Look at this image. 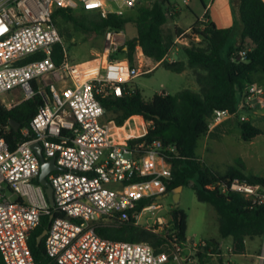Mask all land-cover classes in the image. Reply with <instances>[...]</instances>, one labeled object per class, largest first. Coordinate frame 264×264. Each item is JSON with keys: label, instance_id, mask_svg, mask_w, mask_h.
Listing matches in <instances>:
<instances>
[{"label": "built area", "instance_id": "built-area-1", "mask_svg": "<svg viewBox=\"0 0 264 264\" xmlns=\"http://www.w3.org/2000/svg\"><path fill=\"white\" fill-rule=\"evenodd\" d=\"M112 2L115 9L106 0H0V102L11 109L35 96L44 100L28 126L18 129L23 141L10 149L0 139V256L4 264H35L28 240L41 217L51 213L43 237L49 264H196L192 253L182 249L183 244L173 243L169 253H157L147 243L105 240L95 232L97 226L117 225L130 215L136 225L143 213L154 215L161 210L159 203L172 181L166 155L174 147L160 141L136 142L146 135L150 123L133 116L122 126L103 120L100 99L122 97L125 86L149 69L143 71L142 64L125 67L121 60L109 59L119 48L112 31L104 37L109 45L106 63L119 68L115 75L107 74V69L92 72L97 68L92 60L74 64L52 22L58 8L106 18L123 15L139 0ZM198 21L207 19L203 14ZM190 41L199 42L191 29L175 43L189 45ZM56 45L62 54L58 65L52 57ZM263 95L261 86L248 85L237 113L262 106ZM230 117L227 111L215 110L208 129ZM35 144L40 145L44 159H53L58 167L46 177L53 204L38 182L40 161L32 149ZM220 193H236L253 204L264 203L260 184L233 180L222 184ZM143 200L149 203L136 212ZM155 222L163 224L159 216ZM256 258L264 264V235Z\"/></svg>", "mask_w": 264, "mask_h": 264}, {"label": "trees", "instance_id": "trees-1", "mask_svg": "<svg viewBox=\"0 0 264 264\" xmlns=\"http://www.w3.org/2000/svg\"><path fill=\"white\" fill-rule=\"evenodd\" d=\"M229 1L233 19L240 29L238 33L235 27L217 29L212 23H201L197 18L190 29L192 34L199 37V42L190 41L188 46L181 47L186 61L169 62L165 59L175 37L183 32L180 29L164 32V26L176 16L169 0H154L150 6H140L132 17H127L126 13L133 11L137 5L123 15L109 14L106 18L80 9L58 8L54 10L52 22L57 29V25L69 24L76 32L95 36H105L108 31L122 32L126 25L131 24L136 36L126 38L123 46L109 55L111 61L126 59L131 67H136L140 65L138 56L141 53L145 58L159 63L158 66L166 71L180 74L189 69L193 72L199 93L188 89L174 95L155 93L149 101H145L140 91L129 83L122 97L109 96L100 99V103L105 114L117 126H122L132 116H140L150 123L146 135L136 142L149 144L160 141L164 146L174 147V151L166 155L172 168V181L166 193L172 194L177 187H186L194 180L197 201L214 209L220 237L231 238L230 254L241 256L245 253L246 239L264 235V203L253 204L236 193L221 194L220 187L233 180L264 187V178L246 177L233 167L223 174L214 172L199 161L197 154L199 141L207 134L209 120L215 110H224L231 115L241 141L250 143L264 135L262 129L238 119L237 113L239 100L246 87L264 82V2ZM59 33L62 36V28ZM225 48L226 55L223 57ZM52 57L57 65L62 61L60 46H54ZM43 104L44 100L40 96L11 109H6L0 102V139L10 149L24 140L19 131L15 132L11 128L10 121L19 124V129L27 127ZM148 203V200L141 201L136 212ZM51 215L41 217L28 240L35 264H49L44 253V238L39 244L36 238L48 228ZM56 216L54 213L53 217ZM186 219L184 211L174 207L168 213V229L164 234L136 225L132 215L117 225L97 226L95 232L105 240L147 243L157 253H169L173 243L186 242ZM199 249V264H205L218 252L219 244L208 241ZM0 264H4L1 256Z\"/></svg>", "mask_w": 264, "mask_h": 264}, {"label": "rangeland", "instance_id": "rangeland-1", "mask_svg": "<svg viewBox=\"0 0 264 264\" xmlns=\"http://www.w3.org/2000/svg\"><path fill=\"white\" fill-rule=\"evenodd\" d=\"M177 4L185 19L183 25L187 26L195 20L194 15L202 12L200 0H189V6L185 7L182 0H171ZM208 3L209 0H203ZM111 9H115L112 0H106ZM154 0H139L137 7L133 11L126 13L127 17L135 15L136 9L140 6H150ZM230 3V1H229ZM231 6V5H230ZM174 7V6H173ZM175 9V7H174ZM165 25L164 32L171 31L170 22ZM59 31L62 28V42L67 49L70 62L80 63L86 60H92L98 68H106L111 74L118 67H108L106 61L109 48L104 36L86 35L73 30L71 25H57ZM135 35V30L131 24L126 25L124 31L116 33L114 43L120 47L125 42V37ZM125 36V37H124ZM195 42V41H194ZM196 43V42H195ZM178 55L169 54L170 62L183 61L185 55L181 47L176 46ZM226 48L222 51L225 57ZM181 57V58H179ZM186 61V60H185ZM126 67V63L122 62ZM112 64H110L111 66ZM153 66L152 62L142 64V70H148ZM186 73H173L166 71L160 66H156L149 73L136 77L132 82L141 93L143 100L149 101L155 93H165L174 95L177 92L188 89L192 92L199 93V88L195 82L192 72L188 69ZM105 71H101L104 73ZM115 75V73L113 74ZM130 82V83H131ZM264 90V82L258 84ZM11 100V96L6 97ZM264 101V95L262 97ZM259 111V112H258ZM249 112H253L249 115ZM243 113V114H242ZM239 113L238 119L247 121L253 126L264 131V104L257 106L255 109H247ZM104 121L110 120L107 114L104 115ZM197 154L199 161L208 169L223 174L228 168L233 167L242 172L246 177L255 176L264 178V135L255 138L250 143L240 140L239 132L236 130L233 118H228L214 128L208 129L207 134L202 137L198 144ZM194 180L189 185L183 187L180 191L177 204L173 200V193L167 194L160 201L161 210L151 215L149 212L142 214L138 221V226L143 228L154 229L156 233L164 234L168 229V213L177 205L179 209L186 214V244L181 245L184 252H191L196 264H199L197 252L202 244L206 245L208 241H217L219 244L218 252L206 260L205 264H259L257 256L260 252L261 239L255 237L248 239L245 245V253L241 256L230 254L231 238H221L219 235L218 220L214 209L206 204L197 201L194 191ZM159 216L163 220L160 226L155 222ZM171 250H169L170 252Z\"/></svg>", "mask_w": 264, "mask_h": 264}, {"label": "crops", "instance_id": "crops-1", "mask_svg": "<svg viewBox=\"0 0 264 264\" xmlns=\"http://www.w3.org/2000/svg\"><path fill=\"white\" fill-rule=\"evenodd\" d=\"M262 1L264 2V0H262ZM182 2H183V0H182ZM169 3L172 6L175 7L176 16L170 22V25L172 27L171 28L167 27V28L170 29L171 31H174L175 29L182 30L183 32H181L178 36H180L182 33H185L187 30H189L190 27L197 20V18H200L203 14L204 15L206 14L207 21L209 23H212L215 26V28H217V29H227V28H233V27H235L237 33L240 30L239 27H238V25L235 24V21L233 19V15H232V11H231V6H230V3H229V0H209L208 3H205L203 0H200V5H201V8H202V12L199 15H197V16L194 15L195 20L193 22L189 23L187 26H184L183 25V19H185V15H183V13L181 12L180 7L177 4L173 3L171 0H169ZM183 4H184L185 7H188L189 6V0H188L187 4H185L184 2H183ZM167 24H169V23H167ZM132 27L134 28L133 25H132ZM134 30H135V28H134ZM135 36H136V31H135V35L134 36H131V37L130 36L129 37H127V36L125 37L124 36V37H125V39L126 38H130L131 39V38H133ZM178 36L175 37L173 46L170 48L169 52L167 53V55L165 57V59L167 61H169V62L171 61V59L168 58L170 53H172V55H176V56L178 55L177 54L178 53V50L175 49L176 46H178V47L188 46V45H183V44H178V43L176 44L175 43V40H176V38ZM179 58H181V57H179ZM185 60H186V57H185V59L183 61H185ZM88 61H90V60H86L84 62H88ZM121 62H125L126 64H129V62L126 59H121ZM138 62H139V64H143L145 62H147V63L152 62L153 63V66L149 69V72H150V70L152 68H154V67H156V66L159 65V63H154L153 61H151L150 59L145 58L141 54H139V56H138ZM80 63H83V62H80ZM74 64H79V63L74 62ZM95 67H97V66H95ZM103 69H105V70H103ZM98 70H100V71H106V68H103V67L102 68H98L97 67L96 69L92 70V72H95V71H98ZM189 71L192 72L191 70H189ZM106 72H107V74H111L110 70H107ZM186 72L187 71L185 70L182 73H186ZM191 74H193V72ZM193 76H194V74H193ZM252 113L253 112H249L248 114L251 115ZM138 118H141V117L140 116H133V119H138ZM259 239H261L260 246H262L263 237H260ZM247 240L248 239H246V241H245V245H246ZM185 244H183V245H185ZM260 249H261V247H260Z\"/></svg>", "mask_w": 264, "mask_h": 264}, {"label": "water", "instance_id": "water-1", "mask_svg": "<svg viewBox=\"0 0 264 264\" xmlns=\"http://www.w3.org/2000/svg\"><path fill=\"white\" fill-rule=\"evenodd\" d=\"M10 126L15 132H17L19 129V124L15 123L13 121H10ZM32 149L40 161V175L38 178V182L40 185H42L44 187L45 195H46V198H47L49 204H53L52 188L50 187L49 183L47 182L46 177L50 172L58 170V167L55 165L53 159L48 160V161H46L44 159V156L41 153L40 145L35 144L32 146ZM181 190H182V186H179L175 189V191L173 193V200L176 204L179 200V195H180ZM165 196H167V195H165ZM175 207H177V205H175ZM45 234H46V230H44L36 238L37 244H39L41 242V240L45 236Z\"/></svg>", "mask_w": 264, "mask_h": 264}]
</instances>
